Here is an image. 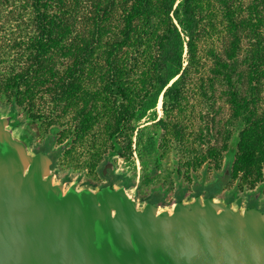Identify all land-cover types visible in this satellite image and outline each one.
<instances>
[{
  "label": "trees",
  "instance_id": "16d2710c",
  "mask_svg": "<svg viewBox=\"0 0 264 264\" xmlns=\"http://www.w3.org/2000/svg\"><path fill=\"white\" fill-rule=\"evenodd\" d=\"M218 1V0H216ZM209 0H0V100L6 96L10 105L25 107L30 117L37 113L38 97L51 91L49 104L62 114L74 109V93L88 80L87 65L97 50L104 60L105 101L113 100L123 127L128 115L136 121L160 122L157 106L163 111L177 106L186 95L192 72L206 67L200 58L203 22ZM264 7V0H261ZM231 11V9H230ZM261 17L246 20L228 12L231 22L226 32L231 40L224 47L227 57L220 62L216 49L207 53L214 68L228 70L233 107L254 106L251 113L255 137H264V109L256 116L257 106L264 107V11ZM247 32L250 47L243 56L247 66L238 75L246 87L243 94L234 84L233 73L239 65L238 52ZM233 34V35H232ZM238 62V63H237ZM245 74L246 82L242 80ZM245 82V83H244ZM141 83V84H140ZM140 84V85H139ZM76 95V94H75ZM242 97L250 99L244 102ZM134 99V100H132ZM138 99V100H136ZM135 104L122 108L124 101ZM136 101L139 102L136 104ZM137 106V108H136ZM37 113V114H36ZM76 131L89 128L92 112L77 111ZM59 127L57 122L52 124ZM254 141V140H253ZM249 148L262 146L258 140ZM144 156L155 153V135L148 134L136 142ZM234 146H245L236 143Z\"/></svg>",
  "mask_w": 264,
  "mask_h": 264
},
{
  "label": "water",
  "instance_id": "95a60500",
  "mask_svg": "<svg viewBox=\"0 0 264 264\" xmlns=\"http://www.w3.org/2000/svg\"><path fill=\"white\" fill-rule=\"evenodd\" d=\"M18 116L16 106L0 111V264H264V211L202 196L157 206L136 187L63 183ZM121 152L104 176L127 177L115 164ZM236 153L231 145L224 168Z\"/></svg>",
  "mask_w": 264,
  "mask_h": 264
},
{
  "label": "rangeland",
  "instance_id": "374dc122",
  "mask_svg": "<svg viewBox=\"0 0 264 264\" xmlns=\"http://www.w3.org/2000/svg\"><path fill=\"white\" fill-rule=\"evenodd\" d=\"M207 4L208 13L205 15L204 28L201 32L200 54L206 67L193 70L191 81L186 87V95L180 104L164 112L160 100L157 106L160 122L149 119L137 122L135 115H128L122 124L123 127L116 131L119 115L115 108L121 106L120 102L114 104L113 100L105 101L103 98L105 57L100 54L102 50H97L91 64L87 65L88 80L78 87L73 95L74 109H69L66 114L57 111L55 106L49 104L50 90L46 91L50 94L38 97L37 113L43 116L42 119L30 117L25 107H17L18 118L23 128L31 133L33 145L46 144L49 141L51 129L54 127L52 124L55 122L65 130V134H61L58 142L53 143L52 147L58 148L60 144H66L69 137L74 134V141L60 151L58 164L61 174H69L73 178L70 181L80 177L83 181L97 183L111 151L121 148L123 153L116 158V166L131 176L135 182L142 184L144 196L149 195L151 190H166L169 203L175 197L174 191L180 184L186 185L199 180L212 182L213 170L222 172L225 154L230 146L241 143L245 146H239L236 153L232 179L226 178L220 184H224L228 190L234 186H240L241 191L250 190L256 186L257 180L264 177V137H255L254 133H251L253 121L250 115L254 106H241V110L236 112V107L230 103L232 88L225 80V76L231 73L222 68H214L216 60L207 53L214 48L220 62L227 60L224 47L227 41L232 39L231 34L226 32V26L231 22L227 17L228 12L233 14L234 18L241 16L251 20L255 12L262 17L264 7L261 0H209ZM246 34L247 32H243L241 49L238 52L241 59L232 75L234 77L232 82L237 84L242 95L246 94L244 92H248V89L236 83V80L238 82L239 72L246 74L248 69L242 63L243 56L250 47ZM245 74L241 78L246 82ZM243 98L250 99L242 97L239 100L242 101ZM137 103L139 102L136 101ZM134 106L135 104L129 100L123 102L122 108ZM10 107L8 97L4 96L0 100V111L7 112ZM256 108L258 110L256 116H262L264 107ZM82 109L84 112H92L93 123L86 130L83 128L76 131V128H79L77 111ZM148 134L155 135V153L151 156L143 155L141 158L136 142ZM253 140H258L263 145L246 148ZM57 152L59 150L52 153ZM220 184H214L211 190H219ZM176 192L177 200H180L186 189L179 187ZM142 198L144 197L141 196L139 200ZM152 200L160 204V194H155Z\"/></svg>",
  "mask_w": 264,
  "mask_h": 264
},
{
  "label": "flooded vegetation",
  "instance_id": "af4514ba",
  "mask_svg": "<svg viewBox=\"0 0 264 264\" xmlns=\"http://www.w3.org/2000/svg\"><path fill=\"white\" fill-rule=\"evenodd\" d=\"M65 134V130L62 129L61 127H58V131L56 133V142H58L60 135ZM26 138V136H23ZM72 138V142L74 141V134H72L69 139ZM69 139L67 141H69ZM49 141L46 144H38V145H33L32 141L30 142L31 148L33 152L37 155L46 153L49 155V157L52 160V166L51 168L53 169L54 173L57 175V177L63 182L66 183L70 181L71 178L69 174L64 173L61 174L60 168H59V162L58 158L60 157V150L57 153H52L51 148L52 144L54 143L52 138L48 139ZM51 141V142H50ZM51 145V146H50ZM62 144H60L61 146ZM60 146L57 148V150L60 148ZM111 152H114L112 150ZM122 152L120 153V156L122 155ZM235 162V161H234ZM106 163V162H105ZM234 164V163H233ZM105 165V164H104ZM209 169V167H207ZM213 175L214 178L209 182H206L204 180H199L196 182L188 183L186 185L180 184L177 186L176 190L174 191L175 197L172 198V202H167L168 193L163 190H151V193L147 196H144L143 194V189H142V184L140 182H135L131 176L126 174V178L123 176H115L112 171H108V173L104 176L103 175V170L100 175V181L97 183L94 182H88V181H83L80 177H77L74 181L79 182L80 185L83 186H99L100 188H106L110 187L114 184L116 185H124L126 187H136L137 190V198L139 199L141 196L144 198L140 199L142 201H146L149 203L156 204L152 198L155 194H160L161 196V203L156 204L157 206L160 205H166V204H173L175 202L181 201L187 196H192V197H197V196H202L204 198H221L225 200L226 203L230 202H236L240 205H246L249 208H257L261 211H264V177L262 179L257 180L256 186L250 190L244 189L241 191L240 186H234L232 189L228 190L224 184H220L222 180L228 178V180L232 179L233 175V165L231 167L224 168V165L222 167V172H215V169L213 170ZM195 178V176H193ZM205 175L203 176V178ZM214 184L218 185L220 184V189L217 191H212L211 188L214 186ZM179 187H184L186 189L185 195L180 199L177 200V189Z\"/></svg>",
  "mask_w": 264,
  "mask_h": 264
}]
</instances>
